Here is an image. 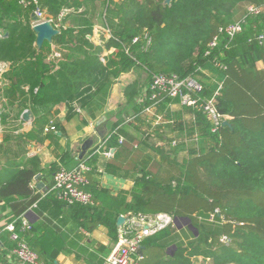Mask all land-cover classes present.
I'll return each mask as SVG.
<instances>
[{"label":"trees","instance_id":"1","mask_svg":"<svg viewBox=\"0 0 264 264\" xmlns=\"http://www.w3.org/2000/svg\"><path fill=\"white\" fill-rule=\"evenodd\" d=\"M93 2L40 0L54 25L66 11L61 21L67 27L59 26L60 33L39 49L33 29L34 8L24 7L19 0H0V28L6 30L0 34V62L6 67L0 84L2 125L20 117L26 109L32 110L35 122L56 126L52 117L61 103H67L70 113L76 112V102L88 109L105 107L120 77L135 72L123 88L124 101L118 105L117 121L104 137L110 136L107 149L116 147L106 170L134 177L131 201H127V192H121L102 207L99 198L106 192L93 188V171L88 189L94 205H69L54 192L49 197L57 208L76 215L75 220L86 231L100 223L107 225L115 243L120 215H173L175 227L144 241L139 250L144 256L142 264H198L202 259L211 264H264V70L257 66L259 62L264 64V39L262 43L257 39L264 35V15L248 14L247 9L251 5L263 9L264 0H174L170 5L165 0H105L103 27L110 35L104 45H96L88 37L95 25L91 18ZM238 22L242 30L231 41L223 37L206 55L219 30ZM137 36L140 40L133 43ZM54 46L62 51V58L49 59ZM110 49L114 50L103 61L102 53ZM205 69L219 76L222 89L217 106L222 114L231 116L229 124L213 131L214 124L203 110L187 106L195 116V126L189 133L198 135L196 146L168 149L170 139L168 145L157 148L160 153L163 150L162 160L154 159L148 166L153 155L147 152L151 133L142 131L139 125L143 126L144 111L153 104L149 97L153 75L197 76ZM204 87L202 97L215 92V86ZM125 118H132L130 125L135 132L119 129ZM175 125V129H182L181 121L176 120ZM153 126L162 140L159 125ZM140 131L142 135L137 133ZM136 142L145 146L134 149ZM182 149L188 155L181 163ZM99 156L96 153L80 161L87 160L94 169ZM25 162L23 167L0 172V220L4 222L0 226V257L16 246L4 230L5 224L24 214L39 198L32 183L39 173L40 160L33 157ZM216 208L221 215L217 213L211 221L210 213ZM35 231L22 236L43 264H57L55 255L42 249ZM222 235H227L230 242H222ZM91 259L90 264H105V260Z\"/></svg>","mask_w":264,"mask_h":264},{"label":"crops","instance_id":"2","mask_svg":"<svg viewBox=\"0 0 264 264\" xmlns=\"http://www.w3.org/2000/svg\"><path fill=\"white\" fill-rule=\"evenodd\" d=\"M104 1L105 0H94L93 2L94 7L98 8L96 9L98 11H96L95 16L102 18V22H104ZM94 23L93 33L88 35V37L96 45H104L110 31H108V28L100 25L98 26L96 22ZM61 25L63 28L67 27L66 24H62V21H59L55 26L59 27ZM0 30L3 31V33L6 32L4 28H0ZM53 49L54 51L62 52L55 46ZM111 51L112 49L103 52L101 59L105 61V55ZM257 66L259 69L264 70V64L262 62H259ZM207 70L208 69L202 70L201 73ZM211 74L213 78L207 82L198 78L206 87L215 86L214 90H216L218 88L217 86L221 84L218 82L219 76L216 75V81L214 78L215 72L211 71ZM135 75V72H131L123 74L120 77L112 87L105 107L94 106L88 109L83 108L76 102L74 107L77 108V106H81V112L76 109L75 113L73 111L70 113L67 103L59 104L57 107L58 112L52 117L56 123L55 131L45 130L50 127V122H35L36 116L30 109H26L30 110L33 115L30 121H25L22 118V114L25 110L20 117L9 120L5 126L2 125L0 119V172L8 168L14 169L18 166L23 167L28 158L35 157L40 160L39 173L32 183L34 194L38 195L39 198L29 205L23 215L37 230L35 232L38 235V242L41 244L42 249L54 254L57 264H90L91 258L106 261L107 257L115 248L116 243L113 241L111 230L107 225L100 223L90 232L88 230L86 231L81 228L79 221L75 220L76 215L68 213L66 209L57 208V204L53 201V198L49 196L51 195L50 191L54 184V174L58 167L60 165L67 168L76 166L81 160L79 154L86 140L90 138L93 139V144L83 158L86 156L88 158L90 155H93L94 148L97 147L100 141L105 139L104 137L117 121L116 111L118 105L124 101L123 88L135 77ZM25 88L27 89V87ZM159 115L163 118L162 121L157 124L160 127V132L163 134L162 140H160V137L158 138V134L153 126V124H156ZM143 116L146 117L147 121L143 118L145 120L143 126H139H141L142 131L147 129L151 133L147 138V140L149 139L148 142H158V144L166 146L171 138H179L182 140L181 142H183L184 138L189 137L188 142L197 143L198 141L194 140L193 135L189 133L195 126V116L192 110L179 99L167 98L159 103L156 109L151 111L150 114L144 112ZM124 117H126L125 114ZM125 119L126 120L120 124L119 129L121 127H126L129 132H135L136 129L130 125V122L133 121L131 120L132 118ZM176 120L177 122L178 120L182 122L181 130L175 129ZM142 131L137 133L142 135ZM144 146V143L141 145L140 142H136L134 144V149H139ZM150 148H152V146ZM108 149L111 150L112 155L105 156L101 154V156L96 159L95 168L91 174L93 188L97 189V191L105 190L106 192L105 195L101 194L99 198L102 201V207L113 202L111 199H115L121 192H127V201H131V193L135 187L133 176H125V172L114 174L106 170V165L114 159L116 152V147L111 146L108 147ZM186 151L187 150H183L180 154ZM154 155L156 154L151 155V159L153 158V160L148 159V166H151V162H153L154 159L162 160L158 155L156 158ZM184 157L186 158V156ZM183 159L184 158L180 160L183 161ZM85 161L87 162V160ZM6 210H4V212ZM10 210L11 208L9 207L8 211ZM1 211L0 209V218H3ZM2 224H4V222L0 220V226ZM121 225H118L117 221V227L119 228ZM0 264L21 263L12 251H10L4 256L1 255Z\"/></svg>","mask_w":264,"mask_h":264},{"label":"built area","instance_id":"3","mask_svg":"<svg viewBox=\"0 0 264 264\" xmlns=\"http://www.w3.org/2000/svg\"><path fill=\"white\" fill-rule=\"evenodd\" d=\"M19 2L24 7L34 8L33 14L36 17L34 25L47 20L54 23L52 18L46 17V14L41 7L40 0H19ZM247 9L248 14L264 15V8L262 9L251 5L248 6ZM62 16L59 17L61 18ZM241 30V22L221 28L219 34L215 35L211 40L206 55H209L213 48L218 47L223 37H228L231 41L235 34ZM2 33L3 31L0 30V34ZM144 37L147 41L146 44L149 45L151 40L148 33H146ZM257 39L262 43L264 35H259ZM139 40L140 38L137 36L133 39V43H136ZM113 50L114 49H112V51ZM49 57V59H60L62 58V52L53 50ZM217 65L225 68L224 65L220 63H217ZM204 89V83L196 76L182 77L178 74L153 75L149 87V97L150 100L153 101V104L147 107L144 112L150 113L156 109L157 105L165 98L179 99L186 106L201 111L203 110L214 124L213 131H216L221 125H223L226 116L220 112L217 106V97L220 95L222 85L220 84L211 96L202 97ZM76 109L81 112V107L77 106ZM162 119V116H158L156 124L162 121ZM45 130L55 131V126L51 124L50 127ZM197 136V134L193 135L194 140L196 141L198 140ZM108 138L100 141L97 147H95L94 154L100 153L105 156L112 155L111 150L106 147ZM188 140L189 137H186L183 139V142H188ZM181 141L182 140L179 138H173L170 140L171 143L168 149L171 147H177ZM119 142L122 143L123 138H120ZM92 171L93 167L86 161H80L73 168L60 166L54 174V184L50 192L56 193L60 200L69 205L80 204L84 206H92L94 205V197L92 192L88 189L90 185L89 175ZM217 213L221 215L219 208H216L214 212L210 213L209 220L214 221ZM122 216H124L125 221L117 230L115 248L107 257L105 264H142L144 256L139 253V250L143 247L144 241L148 237L153 236L168 227L176 226L173 215L165 212L156 215L128 212ZM33 229V225L23 214L16 220L5 224L4 230H7L10 233V239L16 243L12 253L21 264H43L38 253L31 248L26 238L22 236V233H30ZM220 240L227 244L230 241V238L227 235H222Z\"/></svg>","mask_w":264,"mask_h":264},{"label":"water","instance_id":"4","mask_svg":"<svg viewBox=\"0 0 264 264\" xmlns=\"http://www.w3.org/2000/svg\"><path fill=\"white\" fill-rule=\"evenodd\" d=\"M174 0H165L166 5H170ZM34 20H36V17L33 14ZM33 29L36 33L37 40L36 45L40 49L42 48L44 42L51 43L53 41L54 36L60 33L59 28H57L54 23L50 20L37 23L33 26ZM22 118L25 121H30L33 118V115L30 110H25L22 114ZM229 124L228 121H225L223 125ZM93 139H88L84 142V144L81 147V152L79 154V157L82 159L85 154L88 152V150L92 147ZM37 178V177H36ZM125 221L124 216H120L118 220V225L123 224Z\"/></svg>","mask_w":264,"mask_h":264},{"label":"rangeland","instance_id":"5","mask_svg":"<svg viewBox=\"0 0 264 264\" xmlns=\"http://www.w3.org/2000/svg\"><path fill=\"white\" fill-rule=\"evenodd\" d=\"M79 7L80 8H84L82 5H81V3H80V5H79ZM96 9H98V8H95L91 13H92V15H91V18L93 19V21L94 22H96L97 24L96 25H100V26H103L102 24L104 23V22H102V18H99L98 16L96 17L95 16V14H96V11H98V10H96ZM43 10H44V12H45V14H46V9L45 8H43ZM100 10V9H99ZM66 12V11H65ZM65 12L63 11V12H61L60 13V16H62V14H63V16L60 18L59 17V21L61 22V20L64 18V14H65ZM100 12H101V10H100ZM33 16V15H32ZM57 28H59L58 26H57ZM5 66H4V64H2L1 62H0V84H1V77H2V73L5 71ZM143 76H145V74H143ZM196 77H199V78H201L202 80H204V81H210L212 78H213V75L211 74V70H207V71H204L203 73H201V74H198ZM214 78L216 79V73H215V76H214ZM219 78V77H218ZM207 79V80H206ZM216 81H217V79H216ZM218 82H220V80L218 81ZM218 87V86H217ZM165 100V99H164ZM163 100V101H164ZM162 102V101H161ZM160 102V103H161ZM159 105V104H158ZM157 105V106H158ZM79 107V106H78ZM76 109V108H75ZM150 114V113H149ZM226 116H225V121H229L230 119H231V116H229V115H227V114H225ZM159 116H161V115H159ZM158 118V117H157ZM224 121V122H225ZM223 122V123H224ZM149 143V145L150 146H152V148H148V152L149 153H151V154H156V155H158L160 158H163V155H162V152H163V150H161L162 152L160 153L158 150H157V148L158 147H163L161 144H158V142H155V143H153V142H148ZM191 144H193V145H190ZM195 144H196V142H180V145H183L181 148H183V149H185L187 146H189V148H193L194 146H195ZM160 145V146H159ZM186 146V147H185ZM182 149V150H183ZM181 150V151H182ZM191 150V149H190ZM188 155V152L186 151L185 153H181V154H179V159H182V158H184V159H186L187 158V155ZM184 156H186V158L184 157ZM181 161V163H182V160H180ZM178 163H180L179 161H178ZM230 242V241H229ZM228 242V243H229ZM198 264H211L210 263V261L207 259L206 261H203V259H202V261H198L197 262Z\"/></svg>","mask_w":264,"mask_h":264}]
</instances>
